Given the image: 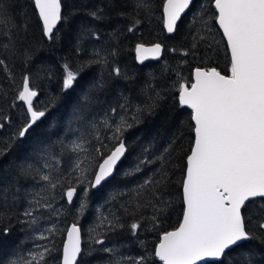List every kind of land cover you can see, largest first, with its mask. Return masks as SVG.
I'll return each mask as SVG.
<instances>
[{"label":"trees","instance_id":"trees-1","mask_svg":"<svg viewBox=\"0 0 264 264\" xmlns=\"http://www.w3.org/2000/svg\"><path fill=\"white\" fill-rule=\"evenodd\" d=\"M148 2L151 11L146 14L135 7V0H63L62 14L68 19L57 25L59 38L49 41L42 35L31 0H4L10 5L8 15L17 25L27 21L24 46L31 51L32 59L25 68L22 57L11 56L0 48V58L6 60L15 77L11 80L0 70V117H10V122L0 129V148H8L5 154L0 155V215L3 216L0 220V264L27 259L30 252L39 250L37 245L52 247L53 242L57 250L47 257L48 264H59L66 228L74 223L81 229L82 252L77 264H110L116 257L101 251L103 247L117 249V256L153 253L160 234L178 225L183 210L181 184L185 159L193 136L190 111L180 108L174 99L177 95L174 87L178 80L177 72L191 80L193 68L209 66L228 75L230 60L216 24L209 22L210 33L204 27L203 21L209 17L202 13L201 5L207 3L209 12H213L210 0H194L171 34H166L162 26L164 0ZM97 9H103L100 19L88 14ZM131 18L141 20L133 32L127 30ZM82 27L90 31L82 35ZM19 35L25 34L21 31ZM198 35L205 36V39L198 40L197 47L192 49L193 38ZM154 43L162 46L160 58L138 64L134 58L135 46ZM77 47L80 48L79 53ZM173 48L177 51H171ZM185 50L189 55L181 54ZM95 52H99L100 58L106 62L88 63ZM65 60L74 67L82 66V71L74 86L62 91ZM113 67L121 69L120 76L112 72ZM26 73L32 77L39 92L34 105L47 107L48 111L30 135L23 140H13L17 127L27 118L24 105L16 99L18 85ZM157 92L163 97L157 102L158 106L151 112H142L139 122L124 132L127 151L113 175L96 189L89 188L85 180L69 204L64 195L68 182L75 183L78 176L83 179L80 172L72 171L77 160L84 162L82 167H88L90 162L99 163L101 157L96 148L100 147L106 155L115 146L109 139L112 132L103 126V121H118L119 115L125 114L120 105H126V114L132 122L131 116L136 108L150 103L149 97H154ZM113 108L117 109L115 115L111 112ZM97 135L100 140L96 139ZM174 139L177 140L175 144ZM73 142L82 144L85 151H73ZM170 144L171 154H165L166 161H161L159 157ZM103 145H107V149ZM140 161L144 163L140 164ZM45 163L52 167L45 168ZM162 163L170 181L165 199L172 203L153 229V209L144 207L136 210L134 204L144 203L150 198L147 188L140 190L141 195L137 196L138 186L149 177L158 178ZM137 164H140V171H135ZM29 166L28 174H22V167L28 169ZM41 173H49L53 179L57 176L66 178L63 187L49 193L56 212L41 209L39 230L51 225L59 229L49 240L36 239L38 232L25 222L28 218L23 215L29 208V200L46 187V182L40 180ZM87 176L90 180L91 173ZM84 189H87L86 194ZM82 200L86 202L83 211L80 210ZM249 207L254 209L255 206ZM132 212L135 214H130ZM113 214L120 218L124 227L107 231L104 245L95 244L91 229L104 231L97 227L100 218H112ZM134 220L142 221L136 235L129 228ZM245 247L251 250L255 264H264V244L251 241ZM246 256V252L242 254L237 249L229 254L224 264H244ZM149 264L161 263L151 255Z\"/></svg>","mask_w":264,"mask_h":264},{"label":"snow or ice","instance_id":"snow-or-ice-1","mask_svg":"<svg viewBox=\"0 0 264 264\" xmlns=\"http://www.w3.org/2000/svg\"><path fill=\"white\" fill-rule=\"evenodd\" d=\"M194 3V0H164L163 14L165 28L168 33L176 30L177 22L181 15ZM213 12H209L207 3L201 5L202 13L208 14L204 20V27L210 33L212 29L209 22H214L222 30L230 52V74L225 75L216 67H196L189 80L177 72V84L174 85L177 95L174 97L180 108L190 109L192 145L186 154V167L182 181V220L179 226L172 231L160 234L154 253L138 256H117V249L103 247L101 251L112 254L115 259L110 264H149L151 255L158 258L162 264H224L230 253L237 249L247 253L244 264H255L250 249L245 245L251 241L264 244V0H210ZM31 4L40 21L42 35L49 41L58 39L57 25L67 21V16L62 14L63 0H31ZM10 5L0 0V48L11 56L22 57L25 68L32 59V53L24 44L27 39L28 24L17 25L14 18L8 15ZM135 7L150 13L151 6L148 0H135ZM103 9L88 13L95 19L102 18ZM124 13H121L123 15ZM141 23L138 18H131L129 32L136 30ZM55 30V32H54ZM23 31L24 36L19 33ZM86 30L81 28L83 35ZM92 35H96L94 32ZM99 39V36H96ZM205 36L198 35L193 38L192 49L197 47L198 40ZM214 39V38H213ZM211 47V44L208 45ZM77 53L80 48H76ZM171 51L176 52L173 48ZM162 52L160 43L151 47L144 44L136 45L137 59L143 63L149 58H159ZM183 56L189 55L185 50ZM104 63L100 53L95 52L88 63ZM62 91L71 89L80 77L82 66L74 67L65 60L62 65ZM0 70L7 73L8 78L15 77L4 58H0ZM116 76L121 75L119 67H113ZM178 85V86H177ZM39 92L32 82L29 74H24L22 82L18 85L16 99L26 105L27 118L20 124L13 140H23L30 135L31 130L46 116L47 107L39 108L34 105V99ZM163 99L157 92L154 97H149L150 103L137 107L129 117L126 114V105H120L125 112L119 115L118 121H103V126L112 132L109 137L115 146L105 155L100 147L96 152L101 157L99 163H89L82 167L83 161L77 160L72 168L73 172H80L75 178V183L69 181L64 190L67 202L71 204L77 196V188L88 181L89 188H97L112 176L117 163L125 155L127 145L124 142V132L139 122L140 114L144 111H153L158 106V101ZM117 114V109H111ZM10 122V117H0V129ZM100 140L99 135L96 136ZM177 142L173 140V144ZM102 143V141H101ZM107 149V145H103ZM170 144L164 149L159 159L166 161L170 155ZM73 151H85L82 144L73 142ZM8 148H0V155L5 154ZM167 154V155H165ZM91 160L92 158L86 157ZM153 161H149L152 163ZM144 161H140L143 164ZM137 164L135 171H140ZM45 168L52 165L45 163ZM28 169L22 167L21 173L27 175ZM94 169V170H93ZM161 169L158 178L149 177L142 185L138 186L137 196L147 188L150 198L144 203L134 204L139 210L151 207L152 228H156L160 216L164 215L171 206L172 201L165 199V192L169 184L167 170ZM91 173L88 180L87 174ZM65 177L57 176L55 179L49 173H41L40 180L46 182V187L35 193L29 200V208L23 215L28 218V223L38 232L36 239L49 240L54 237L59 229L55 225L39 230L41 209H50L56 212L49 193L58 187H63ZM85 194L87 189H84ZM115 197H113L114 199ZM249 205H254V209ZM86 207V202L81 201L80 210ZM128 211L127 207L125 208ZM132 215L135 212L130 213ZM3 216L0 215V220ZM98 232L92 228V239L95 244L104 245V236L107 231H115L124 225L120 218L114 214L112 218L102 216ZM142 221L134 220L129 228L133 235L141 229ZM8 231L7 228L4 229ZM47 233V235L45 234ZM143 244V242H141ZM38 251L30 252L27 259L10 260L9 264H48L47 257L52 255L55 248L37 245ZM81 229L76 223L67 230V240L62 247V256L59 264H77L81 255Z\"/></svg>","mask_w":264,"mask_h":264},{"label":"water","instance_id":"water-1","mask_svg":"<svg viewBox=\"0 0 264 264\" xmlns=\"http://www.w3.org/2000/svg\"><path fill=\"white\" fill-rule=\"evenodd\" d=\"M164 3V2H163ZM185 13H186V11H185ZM185 13H183L182 15H181V17L185 14ZM37 14V13H36ZM38 17V16H37ZM162 19H163V28H164V31L166 32V33H168L167 32V30H166V28H165V22H164V14H163V5H162ZM216 27H217V29L219 30V32L221 33V36H222V38H223V40H224V42H225V45H226V48H227V42H226V39L223 37V33H222V30H220L219 29V27H218V25H216ZM154 44H156V43H154ZM154 44H149V45H145V47H151L152 45H154ZM227 51H228V55H229V59H230V52H229V50H228V48H227ZM161 56V55H160ZM134 57H135V60H136V62L137 63H139V64H143V63H145V62H148V61H156V60H158L159 58H149V59H146V60H144L143 61V63H141L138 59H137V53H136V46H135V48H134ZM196 68V67H195ZM195 68H193L192 69V72H191V79H192V76H193V73H194V70H195ZM23 103V102H22ZM23 105H24V103H23ZM24 107H25V109H26V105H24ZM190 112H191V110L190 109H188ZM123 158V157H122ZM122 158H121V160H122ZM120 160V161H121ZM120 161L117 163V166H118V164L120 163ZM116 166V167H117ZM185 167H186V159H185ZM116 169V168H115ZM115 169H114V171H115ZM114 173V172H113ZM184 174H185V169H184ZM113 175V174H112ZM111 177V176H110ZM109 177V178H110ZM108 178V179H109ZM107 179V180H108ZM183 179H184V176H183ZM183 181V180H182ZM99 187V186H98ZM97 187V188H98ZM92 189H96V188H92ZM181 199H182V187H181ZM183 204V203H182ZM182 212H183V210H182ZM181 220H182V214H181V218H180V221H179V223L181 222ZM179 223H178V225L176 226V227H178L179 226ZM72 226V224L71 225H69L68 226V228L66 229V231H65V234H64V239H63V242H62V246H61V253H60V258H61V256H62V247H63V244H64V242L67 240V230L68 229H70V227ZM175 227V228H176ZM174 228V229H175ZM174 229H172V230H174ZM172 230H169V231H172ZM158 243V242H157ZM156 246V245H155ZM155 249V248H154ZM154 253V252H153ZM156 260H157V262H159V263H161L162 264V262H160L159 260H158V258H156ZM60 261V260H59Z\"/></svg>","mask_w":264,"mask_h":264},{"label":"bare ground","instance_id":"bare-ground-1","mask_svg":"<svg viewBox=\"0 0 264 264\" xmlns=\"http://www.w3.org/2000/svg\"><path fill=\"white\" fill-rule=\"evenodd\" d=\"M187 11V10H186Z\"/></svg>","mask_w":264,"mask_h":264}]
</instances>
